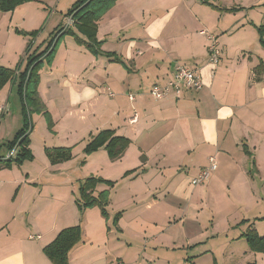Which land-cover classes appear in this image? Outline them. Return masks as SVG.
Listing matches in <instances>:
<instances>
[{
  "label": "crops",
  "instance_id": "1",
  "mask_svg": "<svg viewBox=\"0 0 264 264\" xmlns=\"http://www.w3.org/2000/svg\"><path fill=\"white\" fill-rule=\"evenodd\" d=\"M189 1L117 0L97 22L98 55L69 43L56 55V67L43 71L48 79L42 80L37 90L49 113L51 102L53 106L57 103L55 108L80 109L96 100L94 81H105L118 95L127 96L132 112L124 126L119 124L112 130L116 135L122 132L120 136L130 144L119 159H109L107 167L117 176L111 180L99 177L114 185L101 184L95 190H108L107 210L114 205L117 213L125 206L133 209L146 205L144 220L125 223L120 218L113 223L109 212L105 220L97 207L80 212L77 196L63 177L66 172L58 169L61 164L51 165L47 160L40 169L29 139L32 161L10 167L0 164V264H52L44 248L60 231L75 226L81 228V240L70 250L68 264H162V204L176 201L181 209L187 206L195 214L197 208L191 200L200 198L204 190L226 209L225 204L245 207L257 203V193L264 190V49L255 26L250 30L244 26L229 29L221 22L227 15L223 11L226 7L217 0H209L217 10L201 0ZM32 3L37 0L16 9ZM70 7L45 26L48 38L44 44L66 25ZM36 12L44 23V9L37 8ZM1 14L13 18V11ZM25 18L23 14L21 19ZM202 31L216 38L221 50L217 66L208 62L209 42ZM70 58L75 60L71 65ZM24 61L22 57V65ZM176 64L199 73L202 89L152 100L148 90L170 80ZM87 68H92L85 81L90 86L79 82ZM54 69L57 72L53 73ZM16 85L17 81L0 90V100L5 89L10 97L13 92L17 95ZM61 96L68 104L60 102ZM0 107L5 108L0 112L4 121L9 107L4 103ZM117 107L123 112L122 103ZM16 118L15 134L23 125L20 110ZM1 155L7 152L0 150ZM210 156L216 159V171L203 185L193 188L190 180L208 165ZM170 194L175 196L173 200ZM251 225L255 224L249 218L221 223L191 219L167 223L166 233L174 231V241L190 249L192 255L181 264H263L262 254L249 251L243 236ZM126 227L131 228V234L125 237ZM112 228L116 235L111 238ZM254 231L262 237L263 233L256 228ZM219 234L225 235L226 244L243 245L241 251L222 253L221 263L214 245L209 244Z\"/></svg>",
  "mask_w": 264,
  "mask_h": 264
},
{
  "label": "rangeland",
  "instance_id": "2",
  "mask_svg": "<svg viewBox=\"0 0 264 264\" xmlns=\"http://www.w3.org/2000/svg\"><path fill=\"white\" fill-rule=\"evenodd\" d=\"M74 1L75 0H37V3H32L31 6L15 8V11L13 10V18L9 14L2 15L0 13V65L18 71L21 69L23 70L25 63L24 65L21 64L22 57H25L28 50V52L31 53L36 50L37 47L44 44L42 41L48 38V28L45 29V26L48 23L51 25L54 16L64 13ZM192 3L193 0L189 1L188 4ZM216 3L220 4L222 8L226 7L224 9H233L230 12H225V15H227L221 19V22H225L229 29H239L244 26L246 29L250 30V28H254V26L259 24L260 10H262L261 6L264 2H261V0H217ZM248 3L257 4V6H247ZM37 8L44 9V13L42 14V16H44L43 19H45L44 23H42L43 20L41 21V16L36 12ZM216 12L220 13L219 11ZM23 14H26L25 19H21ZM29 28L31 29L29 30ZM78 36L82 39L81 35L78 34ZM69 43L76 47H82L78 44L74 36L70 34L64 35L58 42L52 59L49 61L44 59L40 64L37 71V90L42 80L46 81L48 79L47 75H43V71L48 72L50 68L56 67L54 63L56 55L59 50ZM74 62L75 60L70 58L68 64L71 65ZM61 68L63 69L64 67ZM91 69L92 68H87L86 72L80 78L79 82H82V85L90 86V83L85 81L89 80ZM55 72L57 71L54 69L53 73ZM104 83L106 84L105 81H94L92 83V87L95 88L97 93V99L94 101L92 100L91 103L86 102L80 109L69 107V109L55 108L57 103L53 106L51 102V104H49L50 113L47 109L51 122L50 127L41 115L37 117V114H34L31 117L32 130L29 139L33 142V154L36 156V164L40 169L44 162H48L44 153L46 148L50 150L55 148H67L71 150V159L67 162L60 163L61 165L58 169L66 172L63 177L68 180V186L71 187L75 197L77 196L78 185L85 179L90 177L102 178L103 176V179L111 180L117 176L113 168H111V171L107 167L110 160L105 151H97L89 156L84 154V148L93 136L102 130L114 129V126L117 127L119 124L124 126L126 117L132 112V110L129 109L130 102L127 100V96L123 94L118 95L117 91L108 84H106L107 86L104 88ZM8 91V89H5L4 99L0 100V103H4L6 108L9 107L8 113L4 115L7 116L6 119L1 121L0 117V150L3 149L2 145L10 142L14 138L15 133L13 131L18 120L16 115L19 114V110L21 113L19 97H16L18 95H15V92H13L10 97ZM130 93L133 95L134 91L130 90ZM110 94H113L115 97L112 98ZM9 97L10 101H8ZM59 100L62 104H68V99L64 96H61ZM118 103L123 104V112L117 107ZM120 131L116 132L119 133ZM120 133V135H123L122 132ZM262 187H264V179ZM193 188H197V186ZM96 191L97 190H95L94 193H96ZM119 194H121V191H119ZM112 196L115 201V192ZM173 197L175 196L170 194V200H173ZM257 197L256 204L253 203V205H246L245 207L240 204H234V207H229L224 203L227 206L226 209L221 202H216L214 200L213 195H209L207 191L204 190L200 198L198 197L197 200H191L197 208L195 214L190 210L188 211L187 206L181 209L178 204L175 203L176 201H173L172 204L169 202L162 204V264H181L183 262L182 259L186 260L192 255L189 252L190 249L182 248L174 241V239H177V235L174 231L166 233V229L168 228L167 223L191 219H197L198 221L214 220L216 223H221L223 221H237L249 218L252 224L255 225H251V229L248 228L247 230L254 231L256 228L257 231L263 233V237L264 190L259 194L257 193ZM249 201L252 202V197H249ZM145 206L143 205L133 209L125 206L124 210H120L119 214H116L118 211L113 210L114 205H112L109 210H107V213L109 212L111 215L109 216L110 219H114L117 216L118 220L123 218V222L125 223L133 219L144 220V217H146L148 213L144 210ZM218 229L220 228L218 227ZM112 230L113 233L111 234V238L116 235L115 229L112 228ZM130 231L131 228L126 227L122 235H125V237L129 236L131 234ZM171 240H173L174 243L170 242ZM226 243L225 235L222 234L215 236L209 242V244L214 245L216 259L219 263L222 262V253L235 249L241 251L243 248L242 244ZM261 254L264 259V251Z\"/></svg>",
  "mask_w": 264,
  "mask_h": 264
},
{
  "label": "trees",
  "instance_id": "3",
  "mask_svg": "<svg viewBox=\"0 0 264 264\" xmlns=\"http://www.w3.org/2000/svg\"><path fill=\"white\" fill-rule=\"evenodd\" d=\"M31 1L33 0H0V12H12L16 7ZM87 1L88 0H76L71 5L65 17L71 18L72 23L58 39L54 49L45 58L46 60L49 61L52 59L58 42L66 34L74 36L78 44L84 46L92 55H98L100 43L96 39L97 22L117 0H91L86 6H84ZM201 1L203 4L217 10V7L212 5L209 0ZM232 10L233 9H224L223 11L230 12ZM220 11L222 10L220 9ZM64 27L65 26L57 29L53 34H51L42 49L37 47L36 50L31 53L28 52L29 50L27 49L28 51L24 57L25 65L23 66V70L21 72L0 65V90H2L6 85L13 84L17 81L16 92L21 104V114L23 119L22 128L15 134L14 138L10 142L2 145L3 149L1 150H4L7 153L13 151L9 160L0 161V164L6 167H10L13 164L19 166L25 161L33 160V155L29 148L30 133L25 135L29 128V119L27 116V109L23 101L24 84L31 67L49 51L54 39L60 32H62ZM255 30L259 38V43L264 49V12L262 15V22L260 25L255 26ZM78 34L82 36V39L79 38ZM41 63L42 62H38L31 70L30 79L26 87V103L31 117L34 114L41 115L50 127L51 122L49 114L44 104L41 102L37 92V71ZM129 144L130 141L126 137L116 135L115 131L112 129H105L90 139L84 148V154L89 156L102 149L106 152L111 161H115L123 155ZM44 152L51 165L64 163L71 159V150L67 148H55L51 150L46 148ZM5 158L6 156L4 155L0 156V159ZM134 171L135 170L126 172L124 175H129ZM101 184L107 187H112L114 185L113 182L95 177H90L82 181L77 189L76 204L80 212L92 207H97L101 216L107 220V206L109 204L108 190L101 191L94 195L96 187ZM117 220L118 218L116 216V218L113 219V223H116ZM243 236L246 239L249 251L253 253H262L264 251V236L259 237L255 231L250 230ZM80 240V226L70 227L60 231L54 241L44 248L43 252L52 264H68V254L70 250L80 242Z\"/></svg>",
  "mask_w": 264,
  "mask_h": 264
},
{
  "label": "built area",
  "instance_id": "4",
  "mask_svg": "<svg viewBox=\"0 0 264 264\" xmlns=\"http://www.w3.org/2000/svg\"><path fill=\"white\" fill-rule=\"evenodd\" d=\"M72 19L67 17L66 25L68 27L71 25ZM201 33L207 34V32L202 31ZM208 46V62L212 66H217L221 57V50L218 46L216 38L207 34ZM203 87V81L199 73L194 70L176 64L173 76L163 85H153L149 89V96L154 101H159L164 99L169 95L179 96L183 91H199ZM112 97L113 94H110ZM129 100H132V96H128ZM5 108L0 107V112H4ZM13 154V151L8 152L6 157ZM217 163L214 156L208 158V165L199 171V173L190 180V185L193 187L203 185L210 177V175L216 171Z\"/></svg>",
  "mask_w": 264,
  "mask_h": 264
},
{
  "label": "water",
  "instance_id": "5",
  "mask_svg": "<svg viewBox=\"0 0 264 264\" xmlns=\"http://www.w3.org/2000/svg\"><path fill=\"white\" fill-rule=\"evenodd\" d=\"M90 1H91V0H88V1L84 4V6H86ZM84 6H83V7H84ZM67 28H68V25H65L64 29L62 30V32H60V33L56 36V38L54 39L53 44H52L51 48L49 49V51H48V52H47L42 58H40V59L37 61V63H38V62H42V61H43V60L49 55V53H51V51L54 49V47H55V45H56L58 39L64 34V32L67 30ZM37 63H36V64H37ZM36 64H34V65L31 67V69L29 70V72H28V74H27V78H26L25 84H24V89H23V101H24V104H25V106H26V109H27V116H28V119H29V128H28V131H27V133H26L25 135H28V134L31 132V130H32L31 114H30V111H29L28 106H27V103H26V87H27L28 81H29V79H30L31 70H32V68H33ZM10 157H11V156L6 157L5 159H0V161H7V160L10 159Z\"/></svg>",
  "mask_w": 264,
  "mask_h": 264
}]
</instances>
